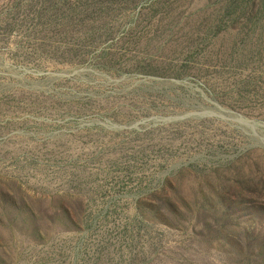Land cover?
Here are the masks:
<instances>
[{
	"label": "rangeland",
	"instance_id": "obj_1",
	"mask_svg": "<svg viewBox=\"0 0 264 264\" xmlns=\"http://www.w3.org/2000/svg\"><path fill=\"white\" fill-rule=\"evenodd\" d=\"M0 264H264V0H0Z\"/></svg>",
	"mask_w": 264,
	"mask_h": 264
}]
</instances>
